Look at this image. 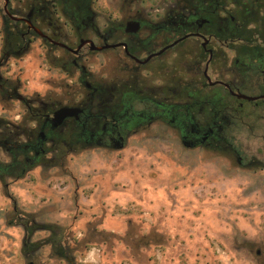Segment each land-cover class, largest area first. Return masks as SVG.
<instances>
[{"label":"flooded vegetation","instance_id":"af4514ba","mask_svg":"<svg viewBox=\"0 0 264 264\" xmlns=\"http://www.w3.org/2000/svg\"><path fill=\"white\" fill-rule=\"evenodd\" d=\"M0 1V103L24 109L19 121L0 117L8 155L0 163L20 172L93 148L121 150L138 135L159 139L153 129L162 126L186 150L264 170V0H41L24 13ZM33 37L43 60L83 91L67 102L20 94L11 68ZM103 54L105 74L88 70ZM63 107L79 112L54 123Z\"/></svg>","mask_w":264,"mask_h":264},{"label":"rangeland","instance_id":"374dc122","mask_svg":"<svg viewBox=\"0 0 264 264\" xmlns=\"http://www.w3.org/2000/svg\"><path fill=\"white\" fill-rule=\"evenodd\" d=\"M40 2L11 6L24 13ZM33 41L11 68L20 94L67 102L76 78L43 60ZM106 59L86 67L104 75ZM23 115L19 102L0 103V117ZM153 130L159 139L138 135L121 150L75 152L0 180V264H264V170ZM0 161H8L2 150Z\"/></svg>","mask_w":264,"mask_h":264},{"label":"water","instance_id":"95a60500","mask_svg":"<svg viewBox=\"0 0 264 264\" xmlns=\"http://www.w3.org/2000/svg\"><path fill=\"white\" fill-rule=\"evenodd\" d=\"M4 1H7V0H4ZM4 11H5V13L8 14V16H9L12 20H15V21H17V20H23V19L15 18V17L11 16V15L7 12V10H6V5H4ZM33 29H34V31H35L36 33H38V34L40 33L37 29H35V28H33ZM91 49H94V47H91ZM243 98H245V99H247V100H253V98H249V97H245V96H243ZM78 112H79V111L76 110V109H71V108L63 107V108L58 109V110L54 113L52 120H53L54 123L59 124V123H61V122H62L65 118H67V117H70V116H76ZM186 146H187V145H186Z\"/></svg>","mask_w":264,"mask_h":264},{"label":"trees","instance_id":"16d2710c","mask_svg":"<svg viewBox=\"0 0 264 264\" xmlns=\"http://www.w3.org/2000/svg\"><path fill=\"white\" fill-rule=\"evenodd\" d=\"M19 161L20 160H17V163H20ZM30 170H31V168L25 169L24 171L16 172V171L12 170L11 165L9 163H0V180H2L5 177L12 178V179H20L24 176V174L26 172H28ZM47 229H48V227L45 230H47ZM48 231H50V230L48 229Z\"/></svg>","mask_w":264,"mask_h":264}]
</instances>
